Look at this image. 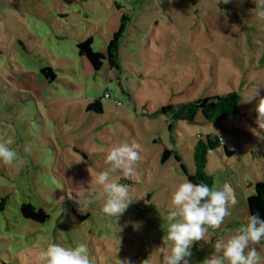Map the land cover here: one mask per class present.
Here are the masks:
<instances>
[{"label":"rangeland","instance_id":"374dc122","mask_svg":"<svg viewBox=\"0 0 264 264\" xmlns=\"http://www.w3.org/2000/svg\"><path fill=\"white\" fill-rule=\"evenodd\" d=\"M255 7L254 0H0V136H14L23 157L0 164V264H37L48 243H87L93 264H113L116 253L132 264H163L171 196L188 179L180 164L195 173L194 147L208 135L234 152L209 151L205 172L217 189L229 185L235 202L220 229L193 244L189 264L220 255L216 241L246 224V199L264 182L255 111L264 97V21ZM121 23L118 67L104 60L95 71L77 43L92 37V49L105 53ZM256 88L259 96L246 102ZM230 92L240 96L238 111L222 120L159 112ZM93 101L100 112L88 108ZM133 141L142 157L134 176L112 174L131 200L116 220L102 212L92 176L110 168L112 146ZM76 193L93 202L80 209ZM26 203L49 219L24 218ZM254 247L264 262V241Z\"/></svg>","mask_w":264,"mask_h":264},{"label":"clouds","instance_id":"9594fccd","mask_svg":"<svg viewBox=\"0 0 264 264\" xmlns=\"http://www.w3.org/2000/svg\"><path fill=\"white\" fill-rule=\"evenodd\" d=\"M222 2L227 4L230 0ZM254 2L257 18L264 21V0ZM258 96L259 91L256 88L246 102ZM255 111L256 124L264 129V97H259ZM15 143L12 135L0 136V164L13 167L22 161L23 157L18 149L13 147ZM24 151L29 152L30 148L25 147ZM141 159V145L135 141L119 143L108 150L105 163L110 168L92 176V180L100 188L96 198L103 199L101 210L105 215L117 220L131 202L128 186L119 183L112 174L121 171L125 177L134 176ZM80 161L81 159L77 162ZM230 191L229 185L217 189L203 181L193 183L188 179L176 186L171 196L172 210L166 217L169 225L162 237L163 246L158 249L163 254V264H189L193 244L205 241L209 229H220L225 218L231 215L229 203H234L235 198L229 195ZM76 194L80 197V209L93 202L92 199L86 200L81 193ZM261 241H264V220L258 213L250 214L246 224L236 228L226 239L216 241L215 253L220 255H211L202 264H264L261 252L254 247ZM37 264H93V259L87 243H77L75 247L48 243L39 252ZM113 264H132V261L128 258L119 259L116 253Z\"/></svg>","mask_w":264,"mask_h":264},{"label":"trees","instance_id":"16d2710c","mask_svg":"<svg viewBox=\"0 0 264 264\" xmlns=\"http://www.w3.org/2000/svg\"><path fill=\"white\" fill-rule=\"evenodd\" d=\"M125 20V19H123ZM125 29V24L121 23L118 30L114 32L111 40L105 47V53L100 51H94L92 49L93 39L92 37L86 38L77 43L78 53L81 57H85L95 71L100 70L104 60L109 62L111 68H117V56L119 42L122 38V34ZM41 73L47 78L49 82L56 79L55 73L50 68H44ZM240 96L236 92H230L222 96H210L201 98L195 101L186 102L174 108L171 105L163 106L159 112L166 115L174 113L184 114L191 121L194 119L198 112H201L204 119L208 121L222 120L235 115L238 111V104ZM90 110L101 111V105L99 101H93L89 104ZM158 112V113H159ZM171 112V114L169 113ZM223 146L226 156H231L234 152L229 150V144H224L222 138L208 135L205 141L200 140L194 147V160L196 165V171L194 174H189L183 163L180 164L182 171L187 176L188 180L193 183H200L203 181L212 187V178L206 174V162L207 154L209 151ZM170 155V151L165 150L162 154L163 161ZM177 160L180 159L177 157ZM246 205L248 215L259 214V217L264 220V182L257 181L254 184L253 192L246 199ZM4 208V201L0 202V211ZM20 212L26 219L33 220L39 223H44L49 219V215L41 208L37 209L30 203L21 204ZM88 215L80 216V219L86 218Z\"/></svg>","mask_w":264,"mask_h":264},{"label":"water","instance_id":"95a60500","mask_svg":"<svg viewBox=\"0 0 264 264\" xmlns=\"http://www.w3.org/2000/svg\"><path fill=\"white\" fill-rule=\"evenodd\" d=\"M172 117H173L174 119H176V118L188 119V117H187L186 115H184V114H180V113H174V115H172Z\"/></svg>","mask_w":264,"mask_h":264}]
</instances>
